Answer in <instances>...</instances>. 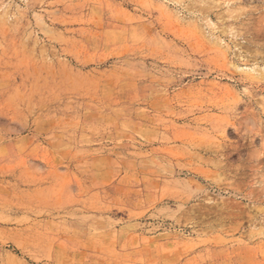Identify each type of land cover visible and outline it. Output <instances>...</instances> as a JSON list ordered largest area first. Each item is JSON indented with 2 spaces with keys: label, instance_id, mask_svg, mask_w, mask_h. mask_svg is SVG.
<instances>
[{
  "label": "rangeland",
  "instance_id": "rangeland-1",
  "mask_svg": "<svg viewBox=\"0 0 264 264\" xmlns=\"http://www.w3.org/2000/svg\"><path fill=\"white\" fill-rule=\"evenodd\" d=\"M0 264H264V0H0Z\"/></svg>",
  "mask_w": 264,
  "mask_h": 264
},
{
  "label": "bare ground",
  "instance_id": "bare-ground-1",
  "mask_svg": "<svg viewBox=\"0 0 264 264\" xmlns=\"http://www.w3.org/2000/svg\"><path fill=\"white\" fill-rule=\"evenodd\" d=\"M191 157V156H190Z\"/></svg>",
  "mask_w": 264,
  "mask_h": 264
}]
</instances>
